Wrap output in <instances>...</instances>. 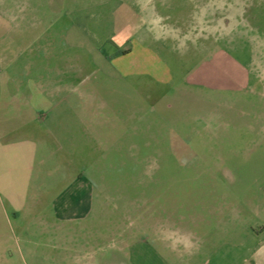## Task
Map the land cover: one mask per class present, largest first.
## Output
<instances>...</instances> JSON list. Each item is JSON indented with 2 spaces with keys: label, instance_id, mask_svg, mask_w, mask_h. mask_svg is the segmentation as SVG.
I'll return each mask as SVG.
<instances>
[{
  "label": "rangeland",
  "instance_id": "374dc122",
  "mask_svg": "<svg viewBox=\"0 0 264 264\" xmlns=\"http://www.w3.org/2000/svg\"><path fill=\"white\" fill-rule=\"evenodd\" d=\"M117 2L77 1L87 14L90 37L95 38L101 25L98 48L91 43L82 68L92 92L71 98V112L59 120L70 125L72 139H66L67 130H59V137L53 132V138L52 130H41L35 174L43 176L35 178L51 182V195L75 179L85 180L95 206L104 207L93 216L98 222L101 215L109 235L119 229L124 239L164 232L202 246L201 253L171 250L167 264H217L218 257L210 263L217 251L223 255L220 264H227L230 202L237 200L230 198V187L244 200L264 184V160L243 145L263 138L259 129H248L244 122L264 120V80L231 92L205 79L215 53L230 59V32L214 38L209 34V39L195 34L193 0H150L149 10L141 11L126 28L128 45H139L150 59L144 61L135 49L123 62V68L133 67L135 73H121L117 57L122 52L111 41ZM153 12L161 17L165 32L151 25ZM176 29L180 42L172 38ZM237 121L240 124L233 125ZM64 137L68 144L60 143ZM50 173L52 177H45ZM247 217L251 219L242 218L236 225L246 221L252 226L255 217ZM252 227L259 230L257 224ZM136 243L143 249L152 241L143 236ZM148 257L136 255L133 263L157 264Z\"/></svg>",
  "mask_w": 264,
  "mask_h": 264
},
{
  "label": "crops",
  "instance_id": "0c3cea01",
  "mask_svg": "<svg viewBox=\"0 0 264 264\" xmlns=\"http://www.w3.org/2000/svg\"><path fill=\"white\" fill-rule=\"evenodd\" d=\"M77 1L0 0V264H134L133 258L143 254L157 264H167L171 250L201 253L202 246L185 236L172 239L164 232H148L124 239L120 229L109 235L101 215L98 222L93 216L104 207L95 206L85 180L75 179L59 194L51 195V182L36 179L43 176L35 174L36 140L43 135L41 130H52V138L53 132L59 137V130L61 134L67 130L66 139H72L70 125L59 120L71 112V98L92 92L82 68L92 44L98 48L101 25L95 38L90 37L87 14ZM149 2L118 0L113 9L115 34L111 41L122 52L118 56L116 50L121 73H135L133 67L123 68V62L133 56V50L141 54L143 49L128 45L126 28L141 11L149 10ZM192 6L195 34L209 39L230 32V59L223 52L215 53L207 63L205 79L216 81L219 90L231 92L264 80V0H193ZM160 19L155 12L149 16L157 32H165ZM174 32L172 38L180 42L177 29ZM240 42L241 47L237 46ZM236 49L240 54L236 55ZM244 126L263 134L243 145L250 146L249 153L258 151L264 160V120H248ZM63 139L61 144L69 143ZM49 176L53 174L45 175ZM230 189V198L237 200L230 202L227 264H264V184L244 200L235 196V187ZM248 215L256 218L253 225L259 226L258 231L246 221L236 225L242 218L251 219ZM152 225L154 230V221ZM143 236L152 241L143 245L147 253L136 243ZM222 256L221 251L215 252L210 263L216 257L217 264L223 263Z\"/></svg>",
  "mask_w": 264,
  "mask_h": 264
}]
</instances>
